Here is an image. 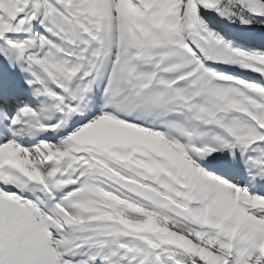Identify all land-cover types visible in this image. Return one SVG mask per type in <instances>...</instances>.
<instances>
[{
	"label": "snow or ice",
	"instance_id": "6c2138e0",
	"mask_svg": "<svg viewBox=\"0 0 264 264\" xmlns=\"http://www.w3.org/2000/svg\"><path fill=\"white\" fill-rule=\"evenodd\" d=\"M0 264H264V0H0Z\"/></svg>",
	"mask_w": 264,
	"mask_h": 264
}]
</instances>
